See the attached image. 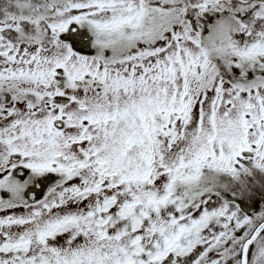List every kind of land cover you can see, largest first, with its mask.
<instances>
[{
    "label": "snow or ice",
    "instance_id": "6c2138e0",
    "mask_svg": "<svg viewBox=\"0 0 264 264\" xmlns=\"http://www.w3.org/2000/svg\"><path fill=\"white\" fill-rule=\"evenodd\" d=\"M0 264H264V0H0Z\"/></svg>",
    "mask_w": 264,
    "mask_h": 264
}]
</instances>
